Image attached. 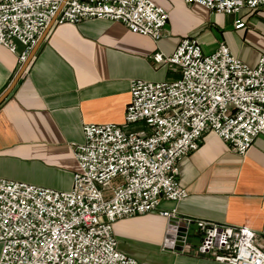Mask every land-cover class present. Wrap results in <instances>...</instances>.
Listing matches in <instances>:
<instances>
[{
    "label": "built area",
    "instance_id": "built-area-1",
    "mask_svg": "<svg viewBox=\"0 0 264 264\" xmlns=\"http://www.w3.org/2000/svg\"><path fill=\"white\" fill-rule=\"evenodd\" d=\"M219 13L257 9L264 0H185ZM63 0H0V44L24 62ZM120 21L134 33L159 41L169 12L153 0H66L55 23L85 19ZM238 18L237 29L246 27ZM176 65L173 81L131 82L123 123H87L74 143L79 169L70 190L0 176V264H146L119 248L115 222L148 212L170 220L171 239L185 241L191 225L201 234L200 255L225 264H264V236L247 226L180 218L161 201L188 196L177 179L178 163L196 151L207 131L245 155L264 136V55L250 66L220 43L205 53L184 37L171 54H152ZM132 125L141 128L132 130ZM179 232L182 233L179 235ZM180 239V238H179Z\"/></svg>",
    "mask_w": 264,
    "mask_h": 264
},
{
    "label": "crops",
    "instance_id": "crops-1",
    "mask_svg": "<svg viewBox=\"0 0 264 264\" xmlns=\"http://www.w3.org/2000/svg\"><path fill=\"white\" fill-rule=\"evenodd\" d=\"M153 1L170 15L159 41L120 21L98 18L54 23L46 30L25 72L0 103L1 177L70 190L79 169L74 143L84 141L83 126L123 123L134 79L180 78L176 65L157 64L152 54L173 53L184 37L197 38L205 53L225 42L250 66L264 55V5L219 13L185 0ZM238 18L246 27H235ZM22 49L20 43L17 52L0 44V95L24 63ZM178 168L177 179L188 196L163 198L161 208H176L180 218L247 226L264 236V136L241 155L207 131ZM171 227L167 217L148 212L117 220L114 232L120 250L146 264H225L198 253L201 234L195 225L185 241L173 238L168 245Z\"/></svg>",
    "mask_w": 264,
    "mask_h": 264
},
{
    "label": "water",
    "instance_id": "water-1",
    "mask_svg": "<svg viewBox=\"0 0 264 264\" xmlns=\"http://www.w3.org/2000/svg\"><path fill=\"white\" fill-rule=\"evenodd\" d=\"M66 0H63V2L61 3L56 15L54 16V18L51 20V22L48 24V26L46 27V29L43 31L41 37L39 38L38 42L36 43V45L33 47V49L31 50L30 54L28 55L27 59L24 61V63L22 64L20 70L18 71V73L16 74V76L14 77L13 81L11 82V84L9 85V87L0 95V103L10 94V92L13 90V88L15 87V85L17 84V82L19 81L20 77L22 76V74L25 72L26 68L28 67L30 61L32 60L41 40L44 37V34L46 32V30L55 23V19L57 17V15L59 14V12L61 11L62 7L64 6ZM182 234L179 232V235ZM180 239L182 237H179Z\"/></svg>",
    "mask_w": 264,
    "mask_h": 264
}]
</instances>
